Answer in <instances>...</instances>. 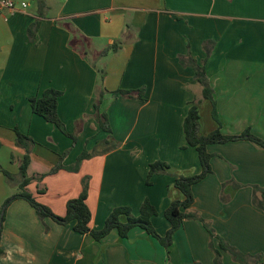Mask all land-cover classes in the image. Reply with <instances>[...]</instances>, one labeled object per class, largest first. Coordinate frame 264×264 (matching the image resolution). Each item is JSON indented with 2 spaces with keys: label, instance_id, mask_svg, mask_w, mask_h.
<instances>
[{
  "label": "crops",
  "instance_id": "0c3cea01",
  "mask_svg": "<svg viewBox=\"0 0 264 264\" xmlns=\"http://www.w3.org/2000/svg\"><path fill=\"white\" fill-rule=\"evenodd\" d=\"M12 1L13 9L0 5V155L3 142L15 146L14 127L33 139L28 143L26 173L32 179L27 190L56 214L65 213L66 201L80 193L87 177L90 227L102 226L116 206H129L137 214L148 199L157 209L151 222L165 234L169 223L163 211L182 198L174 178L201 170L182 128L191 101L201 100L200 134L218 126L193 68L179 62L180 54L189 53L198 63L206 58L221 131L237 134L248 127L264 139V0ZM40 3L45 5L42 17ZM36 18L40 24L29 40L26 29ZM114 43H119L116 49ZM99 72L106 89L100 109L107 112L119 144L81 160L77 171L49 173L64 151L69 149L62 164L71 165L84 147L91 151L107 136L94 117ZM47 87L61 91L57 111L75 140L32 112L29 97ZM139 87H144L143 100L113 92ZM37 148L54 158H39ZM15 150L20 162L25 148ZM207 150L211 172L192 186L190 209L240 251L261 253L264 264V209L252 204L250 187L264 188V149L236 140L209 144ZM154 160L167 162L168 173L153 175L147 185ZM1 168L6 169L0 157ZM4 177L0 171L1 193ZM20 179L18 175L17 183ZM230 180L242 186L235 188ZM20 200L5 211L0 264H215L209 234L195 219L183 220L167 248L139 227L126 238L111 230L95 241L71 224L40 220ZM221 260L237 264L225 251Z\"/></svg>",
  "mask_w": 264,
  "mask_h": 264
},
{
  "label": "trees",
  "instance_id": "16d2710c",
  "mask_svg": "<svg viewBox=\"0 0 264 264\" xmlns=\"http://www.w3.org/2000/svg\"><path fill=\"white\" fill-rule=\"evenodd\" d=\"M45 5L39 4V16H44ZM40 19H34L27 27L26 32L29 40H33L36 31L39 27ZM119 43H114L111 48L116 49ZM206 58H203L199 63L189 54H180L179 62L184 66H191L194 70V76L197 82L202 87V99H207L211 103V115L213 119L218 123V126L208 133L202 135L199 133V119L200 113L198 106L200 104L199 100L191 101L187 113L182 122L183 134L185 137L186 144L188 146L194 147L201 170L199 173L188 175V176H177L173 180V186L177 188L181 195V199L172 200L170 204L164 209L163 215L169 223V228L165 234L160 235L155 229L151 222L152 216L157 214V209L148 200L144 199L138 209L137 214H134L129 206L120 205L112 208L102 226L99 228L90 227V222L92 219V213L87 205V177H83L81 180L82 188L80 193L66 201L65 213L63 215L56 214L49 205L37 200L31 192L27 190V185L30 183L32 177L27 176V166L30 162L29 147L28 143H34L33 139L26 134L20 132L16 127H14L15 133V144L25 148V153L23 154L19 163V174L20 181L18 182V190L13 193L10 197L6 198L2 204V207H6L16 199L25 200L31 207L34 208L38 218L42 220L45 217L51 218L53 221L61 225L71 224L72 229L80 234H88L95 241H100L106 235L109 234L111 230H116L120 238H126L129 231L133 227H139L143 229L147 234L156 238L158 242L165 248L169 247L173 242V234L182 225L185 219H195L201 222L203 227L207 230L209 234V248L213 252V261L215 264H223L221 260V252H228L232 258L239 264H250L252 257H257L259 261L261 259V253L251 254L244 253L240 251L237 247L228 243L224 238H222L213 228L208 220L202 217L199 213L190 209L194 201V195L192 191V186L202 180L209 172H211L210 158L211 153L207 150L209 144L215 143H226L229 141L236 140H249L264 149V139L255 135L251 132L250 128H245L243 131L237 134H226L221 131V124L217 115L216 101L213 98V89L209 84L205 64ZM103 86V75L99 72V79L96 85L95 98L93 101L94 107V117L97 121L98 130L107 133V136L101 139L90 151L84 147L81 153L77 156L75 162L71 165H63L62 159L67 152H63L59 156V161L50 169L49 173L56 172L59 169H66L70 171H77L81 160L90 157L99 151H109L115 148L119 142L113 138L112 130L108 122L107 112L100 109L102 103L103 94L105 92ZM113 92H116L123 98H134L143 100L144 99V87H139L136 89H125L117 88ZM61 95V91L53 87L45 88L40 94L29 97V105L33 113L41 116L46 121L55 125L62 133L69 136L72 140H75L76 136L73 133L67 132L65 124L59 117L57 111L58 98ZM1 147V142H0ZM100 147L101 150L95 149ZM169 164L162 160H154L149 163L145 183L147 185L151 184V177L155 174L168 173ZM0 171L8 178L11 179V174L6 170L1 168ZM41 174L40 176H44ZM235 188H239L241 183L234 180H230ZM226 183L223 182L222 186ZM252 204L256 207L264 209V188L257 184H252ZM221 199L226 201L225 197L221 194ZM0 208V239H1V225L4 220V212L1 213ZM4 209V211H5ZM214 239L217 240V245L214 244ZM4 253L0 246V255ZM257 261V262H258ZM262 264V263H258Z\"/></svg>",
  "mask_w": 264,
  "mask_h": 264
},
{
  "label": "rangeland",
  "instance_id": "374dc122",
  "mask_svg": "<svg viewBox=\"0 0 264 264\" xmlns=\"http://www.w3.org/2000/svg\"><path fill=\"white\" fill-rule=\"evenodd\" d=\"M91 58H92V56H91ZM2 147H3L2 148L3 149L2 150L3 152L0 155V157H1V160L3 161V163H4L5 168L11 174V179H8L6 176L4 177V181H5L4 182L5 192L4 193H1V191H0V208H2L1 209V213L4 212V220H5V211H6V209L4 207H2V204H3V202H4V200L6 198L10 197L13 193H15L18 190V187H17L18 186L17 177H18V175H20V174H18L19 173V167H18L19 165L18 164L20 162L16 161L15 160V157H14V154H16L15 152H17L15 149H18L19 145L15 144V146H12L9 143H7V141H5V142H3V146ZM99 148L100 147H96L95 149L98 150ZM73 151L74 150H72V152ZM34 152L38 155L39 158H44L46 160H50L51 158H49V157H53L54 158V156H52L50 153H48L46 151V149L37 148ZM65 152L68 153L69 152V149L66 150ZM58 161H59V158H58L57 162ZM56 163H54V165ZM251 185H250V187L252 189L253 186H251ZM0 190H1V182H0ZM20 201H22V203H24V205H28V204H26V202L24 200H20ZM4 209H5V211H4ZM4 220H3V222H4ZM3 222H2V225H3ZM2 225H1V227H2ZM252 254H257V253H252ZM229 256L233 260V258H232V256L230 254H229ZM233 261L236 262L237 264H239L237 261H235V260H233ZM257 261H258L257 260V257L254 256V257L251 258V263L250 264H258L260 262V261L259 262H257Z\"/></svg>",
  "mask_w": 264,
  "mask_h": 264
},
{
  "label": "built area",
  "instance_id": "2783aa9c",
  "mask_svg": "<svg viewBox=\"0 0 264 264\" xmlns=\"http://www.w3.org/2000/svg\"><path fill=\"white\" fill-rule=\"evenodd\" d=\"M0 5L3 7H7L9 9H13L14 8V3L12 0H0ZM26 4H24L25 6Z\"/></svg>",
  "mask_w": 264,
  "mask_h": 264
}]
</instances>
